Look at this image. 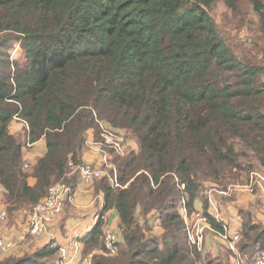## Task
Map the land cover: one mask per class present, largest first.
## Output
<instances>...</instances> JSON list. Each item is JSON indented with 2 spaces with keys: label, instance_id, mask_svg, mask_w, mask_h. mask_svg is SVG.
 Returning <instances> with one entry per match:
<instances>
[{
  "label": "trees",
  "instance_id": "16d2710c",
  "mask_svg": "<svg viewBox=\"0 0 264 264\" xmlns=\"http://www.w3.org/2000/svg\"><path fill=\"white\" fill-rule=\"evenodd\" d=\"M220 4L227 28L214 13ZM15 120L25 124L20 133L10 129ZM99 121L131 132L138 149L113 158L124 187L96 181L102 213L81 240L90 264H252L264 253V223L245 214L236 251L198 250L180 208L191 216L201 202L223 231L206 184L227 189L264 169V0H0V186L9 215L32 211L62 180L74 189ZM41 139L46 155L25 168V150ZM110 210L119 217L115 254L104 244ZM61 259L47 245L0 264Z\"/></svg>",
  "mask_w": 264,
  "mask_h": 264
},
{
  "label": "crops",
  "instance_id": "0c3cea01",
  "mask_svg": "<svg viewBox=\"0 0 264 264\" xmlns=\"http://www.w3.org/2000/svg\"><path fill=\"white\" fill-rule=\"evenodd\" d=\"M15 121L12 122L10 129L13 133H18L19 128L13 125ZM20 124L22 126L25 125L23 121H20ZM94 139L96 140L98 138L90 131L89 140ZM46 152L47 145L45 139L31 144L24 152V159L26 162L25 168L28 169L35 165L46 155ZM83 160L84 163H99L101 161V156L87 148L84 152ZM77 178L75 187L72 189L70 197L65 204L64 212L51 229V235L39 237L28 235L25 240H20L21 235L27 233L30 211L22 210L12 216L7 213V219L0 232L6 239L14 241L15 247L8 251L0 248V259L14 255L20 256L25 252H33L36 249L48 245L51 247L66 246L70 255L75 256L71 264H90V257L83 258L81 255L83 249L81 240L97 223L103 209L104 194L97 189L96 182L93 184H86L81 180L80 176ZM255 179V184L249 181L246 184L230 186L231 188L227 190L212 189L211 192L207 193L208 210L211 213H214L216 210L220 213L221 220L219 222L228 225L231 234H241L243 232L245 223L244 214L264 223V177L258 175ZM28 181L32 186L36 183L34 177H29ZM225 191H227V194ZM4 192V188L0 186V211L6 210L7 212ZM180 208L187 229L189 226V218L193 221L195 214L205 212L201 202L197 203L196 211L193 213V216L188 214L184 202L181 203ZM106 219L108 221L106 227H111L119 239L117 231L119 217L116 210H110L106 214ZM152 224L155 233L161 234L163 232V229L157 223L153 222ZM225 243L226 242L217 237L216 234L207 233L203 241L202 252H209L213 256H219L223 254L226 249ZM49 264L61 263L52 261Z\"/></svg>",
  "mask_w": 264,
  "mask_h": 264
},
{
  "label": "built area",
  "instance_id": "2783aa9c",
  "mask_svg": "<svg viewBox=\"0 0 264 264\" xmlns=\"http://www.w3.org/2000/svg\"><path fill=\"white\" fill-rule=\"evenodd\" d=\"M99 124V138L96 140L88 139L86 141V146L88 150L100 154L101 161L99 163H84L76 170L78 171L81 180L86 184H93L100 179L108 178L113 187H124L119 182L118 170L116 164L113 162V158L116 156H125L127 153L129 141L125 136L126 133L125 131L115 129L102 121H99ZM252 184H254L253 181ZM71 192L72 188L63 180L53 185L49 189L47 196L43 198L32 211H30L27 225L28 234L21 235L20 240H25L28 235L33 237L51 235V229L58 222L60 216L64 212L66 200L70 197ZM214 214L216 219L220 221V213L216 210ZM6 219V210L0 211V230ZM200 220L204 222V225L201 228L200 226L194 227L193 232L190 229H187L191 243L196 245L198 250H203L204 230L206 227H209V229L222 238L232 250L236 251V242L238 241L240 234L237 233L231 235L229 227L226 224H224L223 231L214 230L210 226L206 215L201 216ZM116 240V233L111 228L107 227L105 230L104 244L111 254L116 253ZM14 247L15 242L6 239L0 232V248L8 251ZM59 250L62 258L61 264H71V262L74 261L75 256L70 255L66 246H61ZM252 264H264V253L261 254Z\"/></svg>",
  "mask_w": 264,
  "mask_h": 264
},
{
  "label": "rangeland",
  "instance_id": "374dc122",
  "mask_svg": "<svg viewBox=\"0 0 264 264\" xmlns=\"http://www.w3.org/2000/svg\"><path fill=\"white\" fill-rule=\"evenodd\" d=\"M214 13H215V16H216V19H217V21H218V23L222 26V27H224V28H227L228 27V18H227V11H226V9L223 7V5H218L217 7H216V9H215V11H214ZM230 38L231 39H233L234 40V33L230 36ZM247 39V37H246V32H241V35H240V37H238L237 38V42L239 43V42H243V41H245ZM235 41V40H234ZM246 48H247V50H249L250 49V46L249 45H247L246 46ZM16 128H19V133L20 132H22L23 130H24V126H22L21 124H20V121H15L14 122V124H13ZM125 136H126V138H127V140L129 141V144H128V146H127V151H129L130 149L131 150H133V149H135V150H137L138 149V143H137V140L133 137V135L131 134V132H127V131H125ZM258 175H261V176H263L264 177V169H261V170H255V171H253V172H251L250 173V175L247 177V179H246V181L247 182H249V181H253L254 182V184L256 183V179L255 178H257L258 177ZM258 179H260V178H258ZM262 180V179H261ZM228 188H231L230 186H228ZM227 188V189H228ZM212 189H217V190H227V189H223V188H221V186H219V185H213V184H206V186H205V188H204V191H203V193H205L206 194V196H207V193L208 192H211V190ZM225 193L227 194V191H225ZM204 196V195H203ZM221 196H223V195H221ZM66 204V203H65ZM65 210V209H64ZM212 214H213V216L215 217V214L212 212ZM206 215V213L205 212H199L198 214H195L194 215V220L193 221H191V219L189 218V226H188V230L190 229L192 232H193V229H194V227H199L200 226V228L204 225V222L203 221H201L200 220V218H201V216H205ZM193 216V215H192ZM216 218V217H215ZM209 224H210V226L212 227V225H211V223L209 222ZM111 228V227H110ZM112 228L114 229V227L112 226ZM196 232H197V228H196ZM204 238H203V241L205 240V237H206V234L207 233H213L210 229H209V227L207 228H205V230H204ZM215 234V233H214ZM217 235V234H216ZM231 235H233V234H231ZM217 237H219L218 235H217ZM220 238V237H219ZM240 238V237H239ZM221 240H223L222 238H220ZM239 240V239H238ZM225 245H227L226 243H225ZM61 246H59L58 247V249L60 248Z\"/></svg>",
  "mask_w": 264,
  "mask_h": 264
}]
</instances>
